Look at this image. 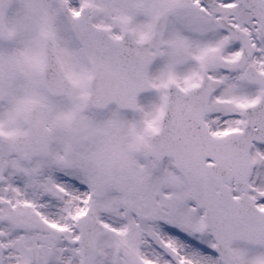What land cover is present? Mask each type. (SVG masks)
Returning <instances> with one entry per match:
<instances>
[{"label":"snow or ice","instance_id":"1","mask_svg":"<svg viewBox=\"0 0 264 264\" xmlns=\"http://www.w3.org/2000/svg\"><path fill=\"white\" fill-rule=\"evenodd\" d=\"M0 264H264V0H0Z\"/></svg>","mask_w":264,"mask_h":264}]
</instances>
